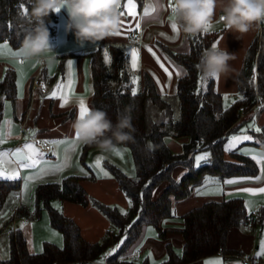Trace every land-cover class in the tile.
I'll return each instance as SVG.
<instances>
[{
	"label": "trees",
	"instance_id": "16d2710c",
	"mask_svg": "<svg viewBox=\"0 0 264 264\" xmlns=\"http://www.w3.org/2000/svg\"><path fill=\"white\" fill-rule=\"evenodd\" d=\"M21 5L30 11L29 0H0V41H7L15 47L20 46L24 30L30 27L19 20ZM56 20V13L46 18L50 36L55 32ZM218 36L217 31L189 36L190 48L187 52H173L165 48L171 59L185 69L175 84L174 96L179 111L176 119L171 101L157 90L147 72L141 75L140 90L135 96L132 95L127 55L121 45L109 44L105 49L96 48L88 52L92 109L105 111L113 124L117 122L118 115L126 111L135 129L134 141L117 144L129 149L135 177H129L111 162H104L128 197L129 206L122 212L116 206L91 200L81 184L84 176L78 174L68 175L60 183L38 184L34 189V214L40 213L39 204L46 208L51 225L62 234L63 247L44 241L42 252H29L22 232L10 231L9 256L0 259V264H88L122 238L124 242L117 251L106 258L108 264H149L147 260L136 262L122 258L144 224L152 225L157 235L164 238L165 232L160 225L163 220L174 217L173 202L187 197L195 188L203 185L207 176L224 179L257 174L256 163L238 148L229 152L231 159H226L224 144L240 112L255 105L258 97L264 98V28L260 35L249 42L237 73V88L243 99H235V103L228 107L223 105L222 95L215 89L213 79H208L205 88L199 87L201 73L196 67L202 52L210 48ZM105 51L109 54L110 63H105ZM15 90L14 71L7 70L0 79V95L13 99ZM148 104L161 111L162 120L148 124ZM260 134L264 147V126ZM168 136H187L189 141L183 144L180 153H173L164 140ZM148 143L156 145L153 152L146 150ZM94 147L83 144L81 153L82 165L90 175L92 171L85 160L87 152ZM197 151L208 152L210 160L195 165L194 154ZM180 167L187 171L176 179L175 173ZM18 188L19 180L0 178V210L9 193ZM55 198L83 205L90 201L102 211L115 230H108L99 241H87L81 235L78 224L51 205ZM18 214L32 215L24 207H20ZM254 216L250 217L240 197L208 200L193 207L180 216L183 238L181 253L177 254L167 244L166 258L162 262L190 264L217 253L235 254L227 247L228 232L232 227L253 223L264 229V207L256 210Z\"/></svg>",
	"mask_w": 264,
	"mask_h": 264
},
{
	"label": "crops",
	"instance_id": "0c3cea01",
	"mask_svg": "<svg viewBox=\"0 0 264 264\" xmlns=\"http://www.w3.org/2000/svg\"><path fill=\"white\" fill-rule=\"evenodd\" d=\"M167 1L168 0H141L140 3L139 0H134L137 4V16L135 18L128 15L122 17L123 23L119 31L121 35L110 36L96 44L89 43L85 46H80L76 42L73 33L65 31V22L68 18L66 10L62 9L59 13H56L57 20L55 24V32L50 36V43L54 51L52 54L56 56V59L51 65L46 63L40 65L47 88L44 93L32 87V78L38 72L35 62L26 61L22 57L5 54L7 50L0 49V79H2L7 70H13L16 84L15 98L10 99L0 95V124H3L5 120L10 121V125L5 126L3 130L7 133L10 128L11 131V135L6 136L5 142L0 144V151L9 152L8 159L11 160L12 163L4 165L7 172L11 173L15 170L19 173V178L16 179L19 180V188L10 192L6 199L7 202L9 199L13 198L14 206L10 219L20 207H24L26 211H29L32 208V202L35 210L34 189L36 185L52 182L60 183L63 178L71 174L84 176L81 180V184L88 197L89 194H92L98 199V201L104 204L116 206L122 212L127 210L129 199L120 188L117 179L112 174H110L112 176H102L100 174V168L98 170L99 173H95L92 160H90V162L87 160L91 151L99 148L94 147L87 152L85 162L92 171V175H90V172H88L82 165V143L78 142L75 146V149L76 147L78 148L77 158L79 159L80 167L84 170L82 173L81 171H68L74 168V163H69V160L68 166L64 167L62 171L50 170V166L57 165L64 161L60 159L65 157L66 154L68 156L72 155L68 151L66 153L65 149L68 147L67 145H60L57 147L53 144L47 143L50 152L46 154L40 149L38 143L76 139L71 125L79 113L78 99L82 97L87 108L92 109V81L88 52L96 48L105 49L109 44L121 45L124 48L127 55L126 66L130 74L132 90L134 88L137 89V91L140 90L142 86L141 75L143 72H147L153 78L157 90L162 95H167L172 92L175 93L176 81L185 73V69L171 59L165 48L167 47L173 52H187L190 48V41L189 36L184 34L178 26L176 27V30L173 31L171 25L174 18L171 16V13L168 12L166 7ZM126 2L127 0H122V11H125L123 6ZM153 8L156 10L151 11ZM145 10L149 11L147 16L144 14ZM221 13L220 8L218 7L213 17V22L215 24L213 28L216 29H210L209 31L219 32V36L214 43L218 41V46L220 48L227 49L229 52L233 53L235 57V59L229 61V65L231 66L229 74L221 75L220 77L213 79L215 89L222 95L224 105L225 97H227V103L230 102L229 104L235 100L233 99L234 94L239 95L237 98L241 97V92L237 88V73L243 64V58L249 42L253 37L259 34L260 30L264 28V24L254 26L252 30L244 34L240 39H237L236 37L239 34L224 30L223 25L219 23V15ZM137 23H139V28L136 27ZM161 33L164 35H161ZM3 44H7L8 49L12 52H17L20 47L12 46L7 41H0V45ZM133 45L135 47H133ZM132 48L138 50L139 67L137 69H132L131 67L132 58L130 49ZM149 48L152 50L151 52L148 50ZM153 53H155V56ZM156 57H159V63L157 62ZM68 61L73 62L71 69L68 67ZM161 64H163V68L161 67ZM20 68H22L24 72V78L22 80L20 72L18 71ZM165 68L168 69V72L172 73L170 79L168 72H165L164 70ZM70 73L72 75H70ZM134 77H139L137 84L132 83ZM70 79L74 81V95L70 97V101L67 105L61 107L59 96L51 97L50 93L56 89L58 84L67 85ZM157 81H159V83ZM224 106L226 107V105ZM253 121L255 122V128L262 129L264 126V107L257 106L256 103L253 106L244 108L240 112L237 122L232 131L228 134L224 144L226 159H231L229 156L231 150H226V148L231 137L234 136L240 137L248 135L251 136L252 139L241 140L232 148V150L238 148V150L244 154L245 149H253L256 153L264 154V147L261 145L263 141L260 142L255 138L261 131L257 132L255 131V128L249 127V125L253 124ZM25 126H29L30 130L25 132ZM32 131L35 132L34 137L31 135ZM255 133H257V135H255ZM164 140L173 153H180L183 144L189 141V137L168 136L165 137ZM26 143L33 144L34 147L38 149L39 153H43L44 156H53L54 159L41 160V163L37 165L36 168H21L16 157L11 156V152L16 149H23V146ZM124 151L125 150H123V154H125ZM206 154L208 157L207 161H209L210 154L208 152H206ZM95 155H97V153ZM249 157L251 158V156ZM44 161L48 162L47 166ZM106 161L111 162L103 160L101 161V164L105 166L104 162ZM253 161L256 163L255 160ZM111 163L118 166L126 174L131 171L132 164L129 160L123 161L114 156V160ZM256 165L258 172L253 176H232L224 179L207 176L203 185L195 188L187 197L173 202L174 217L163 220L160 225L161 229L165 232L164 238L157 235V232L152 225L150 226L154 229V232L150 233L148 231V227L150 226L144 224L141 227V232L138 237L129 246L122 258H126L128 261L134 260L136 262L147 260L149 264H153L154 256V258L160 259L158 263L155 262V264H159L166 258L167 244H170L173 250L177 254H180L178 253V250H182L183 245L181 234L182 220L180 216L187 210L199 206L208 200L240 197L244 200L246 209L249 213L252 210H259L261 207H264V194L251 195L244 191V189L248 188L258 189L264 187V178L259 181L255 179L257 176L261 175V165L257 163ZM41 168L49 169L47 170V174L43 175L45 178L40 177L31 181L25 191V180L23 178L39 172ZM181 171H183L182 167L177 170V174ZM228 180H237L239 182L226 184L225 181ZM206 181L211 182L206 183ZM198 189L206 192L208 191V194H197ZM58 200L60 203V209L58 210H60L65 216L72 218L78 224L81 235L87 241H99L105 233L111 229V222L90 201H88L86 205H83L68 200ZM248 204H250V208L247 206ZM254 215H252L253 218L255 217ZM27 217L29 218L30 216ZM31 223L32 224L29 226L26 225L23 226V228H20V231L25 238L28 251L34 252L37 250L36 247H34L33 244L28 243V235H31L35 229L33 221H31ZM256 225L259 227V224L253 223L235 226L229 230L227 235V247L234 250L236 252L235 254L223 255L217 253L190 264H204L205 258L208 257L210 260L218 259L217 257H220L224 262L240 264L237 256H244L254 264L255 259L260 260L261 257L264 258V255H256L260 250V237L263 234L262 228L260 227L258 229L256 228ZM55 241H58V239ZM114 246L115 245L109 247L102 256L88 264H97L102 257H105V254L109 252V249H112ZM149 253H151V256H149ZM249 257H252L254 260ZM106 258L103 260V264H108Z\"/></svg>",
	"mask_w": 264,
	"mask_h": 264
},
{
	"label": "clouds",
	"instance_id": "9594fccd",
	"mask_svg": "<svg viewBox=\"0 0 264 264\" xmlns=\"http://www.w3.org/2000/svg\"><path fill=\"white\" fill-rule=\"evenodd\" d=\"M29 3L30 11L23 6L19 15L20 22L30 27L24 30L17 56L36 65H51L56 59L46 24L52 13L66 10L65 31L73 33L80 46L113 36L122 26V0H29ZM218 7L222 12L219 23L224 30L239 34L237 39L254 26L264 24V0H172L173 24L187 36L205 32L207 25L215 26L213 17ZM232 59L233 53L213 44L202 52L196 67L203 78L214 79L229 74ZM71 126L80 143L95 145L105 153L119 150V143L134 141L135 129L126 111L113 124L105 111L88 109L83 116L78 113ZM155 148L152 143L146 145L148 152Z\"/></svg>",
	"mask_w": 264,
	"mask_h": 264
},
{
	"label": "snow or ice",
	"instance_id": "6c2138e0",
	"mask_svg": "<svg viewBox=\"0 0 264 264\" xmlns=\"http://www.w3.org/2000/svg\"><path fill=\"white\" fill-rule=\"evenodd\" d=\"M21 7H23V5H21ZM124 9L125 11H122L123 16L124 15H128L131 16L133 18H135L137 16V4L134 2V0H127L126 4H124ZM156 9L153 8L151 9V11H155ZM145 16H147L149 14L148 10H145ZM123 23V21H122ZM137 28H139V23H137L136 25ZM173 31L176 30V25L172 23L171 25ZM211 29V25H207L205 28V32H208ZM113 36H118L121 35L120 32L117 33H113ZM161 35H164L163 33H161ZM219 42L217 41L214 44H218ZM0 49L3 50H7V52L5 54H9V55H13V56H17L18 53L17 52H12L10 49H8L7 44H3L0 45ZM150 52L152 51L150 48L148 49ZM131 52V67L132 69H137L139 67V56H138V50L135 48L130 49ZM153 55L155 56V53H153ZM157 62L159 63V57H156ZM105 63H110V57L108 56L107 51H105ZM73 62L72 61H68V67L71 69ZM161 67L163 68V64H161ZM165 72H168V69L165 68L164 69ZM18 71L20 72L21 75V80L24 78V72L23 69L20 68L18 69ZM70 75H72L70 73ZM172 73L168 72V76L169 79L171 78ZM204 78H202L203 80ZM139 80V77H134L132 83L133 84H137ZM159 83V81H157ZM21 89H22V83H21ZM137 94V89H133L132 90V95H136ZM74 95V81H72L71 79L68 81L67 85L64 84H58L56 86V89L53 90L50 93L51 97H57L59 96L60 98V106L64 107L65 105H67L70 101V97ZM225 99L227 100V97H225ZM240 99H243V97H240ZM233 103H235V101H233ZM78 104H79V113L80 115H84L86 114L88 108L85 105V101L84 99L81 97L78 99ZM226 107H228V105H226ZM262 107H264V105H262ZM10 125V121L5 120L3 122V124H0V144L4 143L6 140V136L11 135V131L9 128V131L7 133L4 132V127L5 126H9ZM250 128H255V122L253 121V124L249 125ZM255 131L259 132L261 131L260 128H255ZM31 135L34 137L35 136V132L32 131ZM252 137L248 136V135H243L240 137L234 136L231 137L229 144L226 148V150H232V148L241 140H251ZM78 139L76 138L75 140H61V141H45L42 143H49V144H53L57 147H59L60 145H67L68 147L65 149L66 153L68 151V148L71 149H75V146L78 143ZM114 153L116 155H120L122 156L121 152L119 150H114ZM244 154L245 155H249L251 156V158L253 160L256 161L257 164L261 165V175L257 176L255 179L257 181L261 180L262 178H264V154H260V153H256L253 149H245L244 150ZM37 155L43 156V153H39L38 149H36L34 147L33 144L31 143H26L23 146V149H16L14 151L11 152V156L16 157L17 162H19L20 167L21 168H36L37 165H39L41 163L40 159H37ZM9 157V152L7 151H0V177H4V178H10V179H18L19 178V173L15 170H13L11 173L7 172L6 167H4V165L12 163L11 160L8 159ZM70 159V157L66 154L65 155V159L64 161L58 163L57 165H52L50 166V170H55V171H62L64 167L68 166V160ZM104 159L103 156H98L96 158L95 164L93 165V167L95 168H100V162ZM206 159V156H198L196 157L197 160V164H199L200 161H203ZM45 165H48L47 161H44ZM47 170L46 168H41L39 170V172L32 174V175H28L25 176L23 179L25 180V191L27 190L28 184L35 180L40 178L43 175L47 174ZM84 170L81 169V172H83ZM100 174L102 176H108V173L106 171H104L102 168H100ZM211 181H206V183H210ZM239 181L237 180H228L225 181L226 184H234V183H238ZM245 192H248L251 195H256V194H264V187L258 188V189H252V188H248V189H244ZM197 194H208L207 192H203L202 190L198 189L197 190ZM249 208L251 207L250 204L247 205ZM55 207H59V205H55ZM24 225L22 224L21 227H23ZM150 233L152 232L151 229L148 230ZM53 235L55 236L56 233H53ZM124 241H121V244ZM61 247H63V245H60ZM117 248L120 247V245L116 246ZM40 251H43V248L40 249ZM138 251V249H137ZM116 252V248L110 250L108 253L105 254V257H102L100 261L97 262V264H103V260L107 257V256H111ZM35 254V253H34ZM257 256H262L264 255V239L261 240L260 242V250L256 253ZM149 256H151V253H149ZM0 259H3V257H0ZM153 264H155V262H153ZM161 264H164V262H161ZM204 264H222V261L219 259H213V260H207L204 262Z\"/></svg>",
	"mask_w": 264,
	"mask_h": 264
},
{
	"label": "rangeland",
	"instance_id": "374dc122",
	"mask_svg": "<svg viewBox=\"0 0 264 264\" xmlns=\"http://www.w3.org/2000/svg\"><path fill=\"white\" fill-rule=\"evenodd\" d=\"M211 29H216V28H213L212 27ZM260 33H261V30H260V32H259L258 35H260ZM108 56H109V54H108ZM104 59H105V56H104ZM202 78H203L202 75H200L199 87L200 88H205L208 79H205L204 78L202 80ZM164 96L167 97L171 101V104H172L173 109H174L173 117L175 119L178 118V116H179V114H178L179 113V111H178V101L175 98L174 93L172 92V93H169V94L164 95ZM238 96H239L238 94H234V98L233 99H236ZM229 103L230 102L227 103V100L226 99L224 100V105H227ZM146 113H147V121H148V124H150V123H152L154 121H160V120H162V117L163 116H162L161 111L158 110L152 104H148L147 105ZM255 135H257V133H255ZM255 138L257 140H259L260 142L263 141V136L261 134H258ZM117 148L121 152L122 156L116 155L114 152H107V153H105V152H101L100 149H93L91 151V153L89 154V157H88L87 160H89V162H90V160H92V163H93L92 165H94L95 164V161H96V158L98 156H103L104 157L103 160H108V161H111V162H113L114 156H115V157H118L120 160H123V161L124 160H129V162L132 164L129 149L126 148V147H124V146H122V145H117ZM77 149H78L77 147L74 150L71 149V148L68 149V152H70V154L72 155V156H69L70 157L69 163H72V164L74 163V168H72V169H70L68 171H78L79 172L82 169L80 167L79 159L77 158V156H78V150ZM123 150H125L124 152H125L126 155L123 154ZM96 153H97V155H95ZM198 156H206V159L203 160V161H200L199 164L202 163V162H204V161H207L208 160V157H207V154H206L205 151H197L194 154V164L195 165H199V164H197V160H196V157H198ZM37 159H40V160H53L54 157L53 156H48V155H46V156H44V155L43 156L37 155ZM64 159H65V157H63L60 160H64ZM100 168H102L104 171H106L108 173V175L111 174L109 172V170L105 166H103L101 164V162H100ZM95 169H94L95 173H99L98 172L99 168H95ZM186 171H187L186 169H183V171H181L179 174H177V172H176L175 173V178L178 179ZM66 173H70V172H66ZM127 173H128L127 175L129 177H135L133 167H131V171L130 172H127ZM110 176H112V175H110ZM41 177L42 178H45L43 176H41ZM0 178L10 179V178H4V177H0ZM203 192H206V191H203ZM25 198H26V196H25ZM89 198L91 200H98L92 194H89ZM59 204L60 203H59V200L58 199H54V200L51 201V205L53 207H55V205H59ZM13 206L14 205H13V198H12V199H9L7 202H5V204L3 205L2 209L0 210V257H3V259L8 258V256H9V250H8V233L12 229H14L12 231H15V230H20V228H23V227H21L22 224H21L20 218L21 217L28 218L26 215H19L18 214V211H15V213L12 216V218L10 219V217L12 215ZM39 207H40V214L39 213L38 214H34V207H33V202H32V208L29 210V212L32 215H30V217L28 218L29 221H30V224H32L31 221H33V223L35 225L34 232H32L31 235H28V243L29 244H33L34 247H36V249H37L34 252H40V249L42 248V244H43L44 241L53 242V243H55L56 245H59V246L61 244H63L62 234H61V232L58 229L54 228L51 225L50 220H49V216L47 214L46 208L42 204H39ZM55 208L60 209V206L59 207H55ZM24 226H26V225H24ZM110 226H111V229L115 230V227L112 224H110ZM256 228L259 229L260 226L258 227V225H256ZM148 229H151L152 230V233L154 232V229L151 226L148 227ZM262 231H263V234L260 237L261 240L264 239V229H262ZM258 232H259V230H258ZM53 233H56V235L54 236ZM57 239H58V241H55ZM122 240H123V238L121 240H119L116 244H114L115 246L112 249L116 248V251H117L118 248L116 246L117 245H121V241ZM31 247H33V246H31ZM112 249H109V251L112 250ZM178 253H181V250H178ZM217 258L219 259L220 257H217ZM237 258H246V257H244V256H237ZM249 258L253 259L252 257H249ZM159 260L160 259L154 258V256H153V261L154 262L158 263ZM207 260H210V258L209 257L208 258H205V261H207ZM219 260L222 261V264L223 263L224 264L225 263H227V264H233V263H229V262H224L222 260V258H220ZM254 264H264V258L261 257L260 260L259 259H255V263Z\"/></svg>",
	"mask_w": 264,
	"mask_h": 264
},
{
	"label": "built area",
	"instance_id": "2783aa9c",
	"mask_svg": "<svg viewBox=\"0 0 264 264\" xmlns=\"http://www.w3.org/2000/svg\"><path fill=\"white\" fill-rule=\"evenodd\" d=\"M166 7L168 9V12L171 13V7H172V0H168L166 2ZM222 14V13H221ZM220 14V15H221ZM219 15V16H220ZM133 47H135L133 45ZM36 65V64H35ZM38 68V72L33 76L32 78V87L33 88H36L37 90H39L40 92L44 93L46 92L47 88H46V85H45V82H44V79H43V74H42V71H41V66L40 65H37L36 66ZM264 104V101H263V98L261 97H258L257 101H256V105L257 106H262ZM24 130L25 131H29L30 130V127L29 126H25L24 127ZM211 144H214V142H211ZM38 146L40 147V149L45 152L46 154H48L50 152L49 150V145L47 143H38ZM198 148H200V145H198ZM256 214V210H252L250 212V217L252 215ZM249 217V219H250ZM14 221V220H13ZM20 221H21V224L23 225H30V221L28 218L26 217H21L20 218ZM14 230V229H12ZM239 261H240V264H253L252 261H250L249 259L247 258H239Z\"/></svg>",
	"mask_w": 264,
	"mask_h": 264
}]
</instances>
